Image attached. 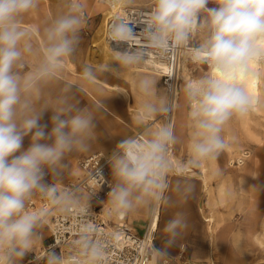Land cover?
I'll return each instance as SVG.
<instances>
[{
	"label": "clouds",
	"instance_id": "1",
	"mask_svg": "<svg viewBox=\"0 0 264 264\" xmlns=\"http://www.w3.org/2000/svg\"><path fill=\"white\" fill-rule=\"evenodd\" d=\"M39 5L40 0H0V264H21L31 252L42 264H107L118 236L102 233L89 218L96 192H86L80 184H64L70 174L69 158L89 150L97 135V113L104 109L101 100L79 107L77 92L95 81L98 72L119 78L154 54L167 57L183 49L194 63L208 67L183 88L191 130L186 166L214 160L226 147L224 126L233 117L247 115L258 103L245 81L255 75L250 65L264 61V0H152L139 22L143 25L139 32L131 26L136 22L117 15L107 32L111 60L99 69L85 67L80 81L65 82L52 102H41L42 87L60 77L80 44L86 17L81 0H67L64 11L45 21L37 45L21 21ZM125 44L127 48L117 50ZM26 57L35 63L29 66ZM136 89L144 98L139 123L156 115L167 117L176 107L167 97L153 99L156 81L150 77L139 78ZM48 110L53 113L50 131L41 123ZM29 136L25 149L23 141ZM177 139L168 122L155 129L145 127L143 133L117 143L108 157L114 182L103 202L109 216L150 208L153 201L172 202L165 196L166 176L173 167L170 146ZM46 174L51 175V183L46 182ZM97 177L103 176L92 174L93 179ZM193 191L187 181L175 186L183 200ZM36 199L45 205L34 207ZM74 211L81 220L70 249L59 254L45 249L47 217L53 212L71 216ZM187 227L185 214L177 212L164 225L163 247L153 244L147 255L158 264H168L169 249L178 245ZM56 244L60 246L59 241Z\"/></svg>",
	"mask_w": 264,
	"mask_h": 264
},
{
	"label": "rangeland",
	"instance_id": "2",
	"mask_svg": "<svg viewBox=\"0 0 264 264\" xmlns=\"http://www.w3.org/2000/svg\"><path fill=\"white\" fill-rule=\"evenodd\" d=\"M40 1L41 3L48 4V0H40ZM64 1L66 2L67 0ZM81 2L84 4V11L86 12L85 14L86 22L83 25L80 33L81 41L75 53L66 60L63 70L60 74V76H64L65 78H68L69 81L73 79L74 82H78V80L80 81L82 72L77 74L76 72L73 73L72 70L73 71L76 70L77 72L83 71L84 69L83 66L86 67L88 65V61H92V62L94 61L93 63L95 65V69H99L100 66L102 65L98 61V56L95 57V52L92 50L93 34L95 29L98 27L100 23V19L102 16L101 13H103L104 10L108 9L109 7L108 6L109 3L106 0H81ZM151 3L152 0H124L122 6L124 5L123 7H127V6L148 7L151 6ZM209 6H214V5H209ZM57 11L58 10L56 9H50L48 7L47 18L46 17L43 18L42 23L40 24H37L35 22L32 23L35 25V28L39 33V35H41L40 29H42L45 21L50 17H54ZM28 26L25 27L28 29ZM33 42L34 44L38 45L40 41H37L36 39ZM30 59L31 58L28 57L27 61L29 62ZM181 59L184 60V63L186 62L187 68H189L187 69V72L189 71L188 72L189 76L192 77L193 74L195 75L194 77L199 76V72L197 71L199 70L197 63H194L192 60H190V57L188 55L185 56V59H183L181 56ZM69 67L70 69H68ZM199 67H202L203 69L205 68L207 69V65L204 64H199ZM27 70H29V68H27ZM144 76L150 77L156 81V94L153 97V99L156 101H158L160 98L163 97L168 98L171 94L173 95L175 89L177 91L176 101H174L176 107L174 109L173 126H174V133L178 139L175 144L170 146L169 158L173 167L167 173L166 176L167 183L169 181L171 182L173 179H181L183 180V182L185 181L194 182L196 181L194 180V178L201 179L202 165H207L209 167V164H211V166L208 168L209 169L208 172H210L209 178L214 179L217 177L219 183L221 181H224V183H226L224 185L225 188L223 187L224 194L222 197V201L221 202L219 201L218 205L216 206L220 207L221 211H223L224 214L233 207L234 210H238V211H234L232 215L235 221L234 227L225 229L226 231L224 230L222 233V235L226 238L223 245L213 244V246L210 248V256L212 259H209V262L211 261L212 262L208 264H264V226L262 225L264 223V174H263L264 173V114H263L264 111H261V109L264 110V92L261 93L263 108L261 107L258 111H253V112L250 111L248 115H245L243 117H233L224 126L222 135L224 137L226 147L222 150L220 155L213 160L214 164H212L210 160V161H205L199 167H191V166H186V162L188 159V146L190 141L191 130L188 127V120H187L188 108L185 105L184 96H183V88L185 84L188 82L189 76L188 77L184 76L183 67L180 68L179 75L178 77L176 76L175 80L172 79L167 80L164 76H155L152 73L149 74L144 70H140L134 72L127 71L119 78L113 76L111 73L100 74L98 72L96 81L97 83L101 84V82H99L100 79L102 80L108 79L107 81L112 83L114 87H106V85L103 84L101 85L106 87V89L108 90H113L115 95L116 94L120 96L124 95L125 98L128 100V102L130 101L131 98V105L129 107V111L131 116L139 122L141 118V104L143 103L144 98L138 94L136 89V82L139 78ZM262 88H263L262 91H264V83L262 85ZM102 110L105 113H107L109 116H113L106 109H102ZM158 116L159 115H156L154 118H151L150 120H144L143 123H139L138 128L133 132L131 136H133L134 133L137 131H144L145 127H151L152 129L158 128L162 124V121L158 118ZM119 121L122 122V120ZM24 142L25 141H23V147L25 148ZM242 153L246 155L243 158L245 160V164H244L245 168H243L241 165L243 164V159L241 162H239L238 160L239 156L241 155L243 156ZM228 158L229 159L231 158L230 161ZM76 160L77 157H75L72 160V162H70V174L65 179H68L69 177L73 176L76 173V169H75ZM214 171L215 172L217 171V173L213 177L212 174H215ZM110 172H111V167H110ZM231 172H233L232 174H234V176H231L229 174ZM253 177H255V180H253ZM183 178H185L186 180H184ZM227 180L229 181V184L227 183ZM231 181L232 183H230ZM172 190L173 189H171V191ZM231 190L233 192V197L231 198V202H228L226 199L223 200L224 198H226L224 196H227L226 194L229 193ZM249 194L250 196L251 194H253V196L255 197L253 198L255 202L254 208L259 212L255 213V217H254L255 222L253 223V220L252 221L250 220V225H248L249 230L251 232L255 231L253 234V239L251 238V241L248 243H242L243 240L241 239L246 237L243 232V229L240 228L241 231L239 233L237 232V226L242 225L240 221L243 218L242 217L238 218L237 215H241L243 213V209H242L243 205H245V208H247L246 199L248 198ZM205 200H206L205 196L201 197V195L199 194L196 196H190L187 200L180 199L178 196H176L172 201L175 202L177 204L176 206L178 207L173 208L172 210H170V208L168 207L167 205L168 202L162 201L160 222L154 242L156 243V240L160 238L162 234H164L163 232L164 224L161 222L162 220L161 218L170 214L173 216L177 212H183L186 218L189 219L191 222H193L194 230H195V232H193L194 233L193 236L197 239L196 241L197 243L194 244L193 247V248H197L193 250L194 253H197V257L195 259L188 260L185 257L186 254L184 251H182L181 249L182 246H181L180 248L172 249L173 252L171 253L173 256H171V259L168 262V264H203L200 263L199 260V254H200V251L198 249L200 247L199 239L202 236V232L203 233L207 232L208 238L211 241L214 236L212 233L206 231L207 220L205 217L202 216L203 214L200 204L202 205ZM156 203L157 202L153 201L151 203L150 208L141 207L137 211L125 215L124 222L127 223V225L132 226L137 234L143 233L146 227H148L149 219L151 217V214L154 210ZM202 207L204 212L206 213V211H208V208H205L204 205ZM228 221H230V219L222 221V224H226ZM251 225L254 226L251 227ZM43 231H44V235H43L42 245L44 248H46L47 244L50 242V238L48 236V231L45 229ZM234 238H238L239 240L234 241ZM69 249L70 248L67 247L65 251H68ZM37 251L39 252L40 249H37ZM54 251L57 254L60 253L59 248L54 249ZM228 253L232 255L228 256ZM28 258H35V259H32L30 263L27 262ZM232 258L234 261L228 263L227 261L228 260L232 261ZM36 263L37 260H36L35 252L28 253L21 261V264H36Z\"/></svg>",
	"mask_w": 264,
	"mask_h": 264
},
{
	"label": "crops",
	"instance_id": "3",
	"mask_svg": "<svg viewBox=\"0 0 264 264\" xmlns=\"http://www.w3.org/2000/svg\"><path fill=\"white\" fill-rule=\"evenodd\" d=\"M66 2L64 0H48V4L47 3L44 4V3H41V1H40V5H39L38 9L27 14L23 18V20L21 21V27L27 29L25 26H28L29 24H32L33 22H35L37 24L42 23V19L45 17L47 18L48 7L50 9L58 10L55 13V15H56L65 9ZM28 29L32 31L33 41L36 39H37V41H40L41 35H39V33L37 32L35 25L34 24L29 25ZM92 48H93V45H92ZM93 51L95 52V57L98 56L99 63L100 64L105 63L103 58H101L100 54H98L95 50H93ZM29 58H31V57H29ZM27 59H28V57H26V63L29 66H31L32 64L35 63L34 58H31L29 60V62L27 61ZM86 67L95 68V65L92 61H88V65ZM83 68H85V66H83ZM68 69H70V67ZM25 70H27V68H25L24 71ZM137 71H140V70H137ZM72 72L73 73L76 72L78 74L82 71L77 72L76 70L75 71L72 70ZM132 72H134V71H132ZM147 73L151 74V72H147ZM153 75H155V74H153ZM107 80L100 79L99 82H101V84H103V85H106V87H114L113 84ZM65 82H74V81H73V79H71V81H69L68 78H65L64 76H60L56 81H53V82H50V83L44 85L42 87L41 102H45V101L52 102L55 99V97L59 94V92H60V90L63 87ZM78 82H79V80H78ZM101 84L97 83L96 80L91 82V83L83 84V88H84L83 92L82 93L77 92V99L80 101L78 106L81 108L85 107V106H92L98 100H101V103L104 105V109H106L113 116H109L103 110H101V113H97L96 129H95L96 134H97L96 139H94L93 141L90 142V148L88 151L76 153V154L72 155L69 158V162H72V160L75 157H77V159H78L81 156H84V155H87V154H90V153L96 152V151H101V152L109 155L114 150V148L118 142H120L123 138L131 136L133 134V132L138 128L139 122L131 116L130 111H129V107L131 105V98H130V101L128 102V100L125 98L124 95H122V96L117 95V94L115 95L113 90H108V89H106V87L102 86ZM73 91H77L75 86H73ZM171 97H172V94L168 97L169 100L171 99ZM52 114L53 113L51 112V110L46 111L43 115L42 120H41L42 124H46L48 126L47 131L51 130V126H52L51 125V116H52ZM119 120H122V122H120ZM24 141H25L24 144H25V149H26L30 144V136L25 137ZM65 163H67V161H65ZM75 169H76V173L73 176L69 177L68 179H65L64 182L71 180V179H74V178L79 176L80 169L78 167L77 160L75 161ZM229 178H231V177H229ZM45 179H46V181L52 180L51 175L46 174ZM183 179L186 180L185 178H183ZM194 180H196V181L189 182L194 186V191H193L191 196H196L198 194L201 195V197L205 196L206 200L203 202L202 205L200 204L202 214H203L202 216L206 218L207 216L209 217L212 215L215 219L214 222L215 223L217 222V226L212 227V228H209V226H207L208 221L206 223V231H208L214 235L212 238V241L209 240L207 232L206 233L202 232V236L200 235L201 237L199 239L200 247L198 249L200 251V254H199L200 263L208 264V263L212 262V261L209 262V259H212L210 256V248L213 246V244L214 245H218V244L223 245L226 238L222 235V233L225 229H229V228L234 227L235 221H234V218L232 215H233L234 211H238V210H234V207H233L232 209H229V211L225 212V214H224L223 211H221L220 207L216 206V205H218L219 201L221 202V200H222L221 195L224 194L223 193L224 188H223V192H221L220 189L218 190V188H220V187L218 184L219 182H218L217 177L213 180L208 179V184H209L208 189L210 191L209 190L205 191V188L203 187L204 184L200 178H194ZM249 180H250V178H249ZM253 180H255V177H253ZM177 182L183 183V180L173 179L171 182L170 181L168 182L169 187L166 191V196L170 197L171 201L174 199V197L177 196L175 193V186H176ZM220 183H222V181ZM227 183L229 184L228 180H227ZM225 184L226 183H224V185ZM253 184H255V183H253ZM211 188H212V190H211ZM171 189H173V190L171 191ZM213 193H215V194H213ZM226 195L227 196L225 199L228 202H231V198L233 197L232 190L229 193H227ZM214 196H215V198L213 199ZM253 198H255L253 196V194H251V196L249 194L248 198L246 199L247 200V202H246L247 208H245V205H243L242 206L243 213L241 215H237L238 218H241V217L243 218L240 221L242 225L237 226V232L239 233L241 231L240 228L243 229V232H244L245 237H246V238L241 239V240H243L242 243L250 242L251 238L253 239V234L255 232V231L251 232L249 230V227H248V225H250V220L251 221L253 220V223L255 222V219H254L255 213L259 212V211L255 210V208H254L255 202H254ZM167 205L170 208V210L178 207V206H176L177 204L173 201L171 203H167ZM203 205L205 206V208H208V211H206V213L203 210V207H202ZM235 213H237V212H235ZM173 216L171 214L167 215V216L161 218L162 219L161 222L165 225L167 220L171 219ZM259 216H261V215H259ZM229 219H230V221H228L226 224H222V221L229 220ZM237 221H239V220H237ZM187 222H188V227L184 231L182 238L178 240L177 246H174L173 248L169 249V254L171 256H173L171 253V252H173L172 249H177V248H180L182 246L181 249H182V251L185 252V254H186L185 257L188 260H193L197 257V253H194V251H193V250L197 249V248H193L194 244L197 243L196 242L197 239L193 236V234H194L193 232H195L193 222H191L189 219H187ZM252 226H254V225H251V227ZM157 230H156V233H157ZM156 233H155V237H156ZM164 236H165V234H162V236H160V238H158L156 240V243L154 242L156 247H158V248L163 247ZM236 240L238 241L239 239L234 238V241H236ZM222 249H223V246H222ZM229 255H232V254L228 253V256ZM233 261L234 260L232 258V261L228 260L227 262L231 263ZM157 263H158V261H157Z\"/></svg>",
	"mask_w": 264,
	"mask_h": 264
},
{
	"label": "built area",
	"instance_id": "4",
	"mask_svg": "<svg viewBox=\"0 0 264 264\" xmlns=\"http://www.w3.org/2000/svg\"><path fill=\"white\" fill-rule=\"evenodd\" d=\"M125 13L120 16H126L131 21L135 20L140 14L142 8L135 6L123 7ZM84 15L86 12L84 11ZM113 19L109 20V25ZM108 32V29H107ZM108 38V37H107ZM124 46H120V50H124ZM167 79V76H164ZM174 111V110H173ZM171 111L167 117L159 115L158 118L163 123L171 122ZM139 131L133 136L139 135ZM109 155L96 151L90 154L81 156L77 159V164L80 169L78 177L64 182L65 185L80 184L86 192H96L91 198L90 217L101 229L102 233H115L118 239L111 244L108 254L107 264H158L155 258H150L147 255V250L154 244L153 236L149 237L147 228L141 234H137L132 226L124 222V217L109 216L107 214L106 202L107 193L110 191L109 184L114 182L110 172V164L108 163ZM99 172L103 177L92 178V174ZM46 182L51 183L52 180ZM34 207L40 208L45 205V202L39 199L34 200ZM81 217L78 212H73L71 216H64L53 212L47 217V222L44 229L48 231L50 242L45 249H48L50 244L55 248L61 247V243H65L70 248L72 241L77 238L76 232L80 224ZM155 237V236H154ZM60 242V246L56 244ZM155 245V244H154ZM53 250V249H52ZM35 259V258H28ZM42 264V262H40Z\"/></svg>",
	"mask_w": 264,
	"mask_h": 264
},
{
	"label": "bare ground",
	"instance_id": "5",
	"mask_svg": "<svg viewBox=\"0 0 264 264\" xmlns=\"http://www.w3.org/2000/svg\"><path fill=\"white\" fill-rule=\"evenodd\" d=\"M106 1H108L109 7H108V9L104 10V12L102 13L100 23H99L98 27L95 29L94 34H93V42H94L93 43V50H95L98 54H100L101 58H103L105 63L109 62L111 60V57H112V50L109 46L108 38H107V29H108L109 20L113 19L117 15H123L125 13L124 8H123L124 5L122 6L124 0H106ZM140 8H142V10L140 11V14L137 16V18L135 20H132V21L137 23L136 25H131L134 28L135 32H139L141 30L143 25L139 24V22H141L143 20L144 14L150 10V6H148V7L142 6ZM122 46L127 48L126 44L122 45ZM111 47H113L115 49L116 45L113 44V45H111ZM117 50H120V48H118ZM181 56L183 59H185V56H187L186 52L183 49H181L175 53H172V54L168 55L167 57H161L157 53V54H154L152 57H150L149 61L147 63H145L144 65L132 68L129 71L145 70L147 72H151V73L155 74L156 76H167V80H170V79L175 80L176 76L178 77V75H179L180 68L183 67L184 76L188 77L189 71L187 72V69H189V68H187V64H186V62L184 63V60L181 59ZM113 66L115 67V65H113ZM195 66H196V64H195ZM198 68H199V70H197V69L196 70L199 72V76L205 74L208 71V67H207V69L206 68L203 69L202 67H199V64H198ZM190 69H191V67H190ZM250 70L255 75H254V77H249L245 81V84H246V87H247L249 93L251 95H253L258 101V103L251 109V111L253 112V111H258L261 107L263 108V106H262L263 102L261 100L262 99L261 93L264 92V91H262V89H263L262 85L264 83L263 82L264 81V61L253 62L250 65ZM194 76H195L194 74L192 75V77L189 76L188 81L196 78ZM199 76H197V77H199ZM176 97H177V91L175 89L170 100L176 101ZM261 111H264V110L261 109ZM173 117H174V111L172 113V120H174ZM243 121H244V119H243ZM138 133L141 134V133H143V131H139ZM244 156H246V155L243 154V156L241 155L238 157L239 162L242 161ZM230 159H229V161H230ZM211 163L214 164L213 160H211ZM239 164H241V163H239ZM244 164H245V160L243 159V164H241L243 168H245ZM210 166H211V164H209V167ZM209 167L207 165H202V167H201V171H202L201 179H202V182L204 184L203 187L205 188V191L209 190L208 189V185H209L208 179H210L209 178L210 172H208ZM211 169H212V167H211ZM247 169H249V168H247ZM226 171H228V170H226ZM216 173H217V171L215 172V174H212V172H211L213 177H214V175H216ZM232 173L233 172H231L229 174L231 176H234V174H232ZM211 179H213V178H211ZM230 183H232V181ZM218 184L220 187V188H218V190L220 189V191L223 192L224 182L222 181V183H218ZM230 188H232V187H230ZM211 190H212V188H211ZM213 194H215V193H213ZM222 195H221V198L223 197ZM224 197H226V196H224ZM214 198H215V196L213 197V199ZM223 200H225V198ZM161 205H162V201L156 203L154 210L151 214V217L149 219L148 227H146L149 237L155 236L156 230L159 227L160 216H161ZM121 217H124V216H121ZM206 220L208 221L209 228L217 226V222L216 223L214 222L215 219L212 215L209 217L207 216ZM262 225L264 226V223ZM67 247L68 246L65 243H61L60 251L61 250L65 251V249ZM49 248H52L54 250L55 247L52 244H50ZM30 261H32V259L28 260L27 262H30ZM36 264H41V263L37 261Z\"/></svg>",
	"mask_w": 264,
	"mask_h": 264
}]
</instances>
